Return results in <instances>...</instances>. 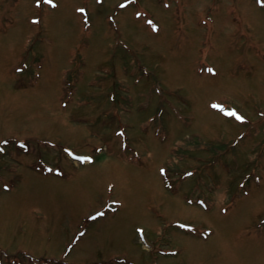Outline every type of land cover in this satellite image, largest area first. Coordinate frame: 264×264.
<instances>
[{"label": "rangeland", "instance_id": "374dc122", "mask_svg": "<svg viewBox=\"0 0 264 264\" xmlns=\"http://www.w3.org/2000/svg\"><path fill=\"white\" fill-rule=\"evenodd\" d=\"M0 264H264V0H0Z\"/></svg>", "mask_w": 264, "mask_h": 264}, {"label": "snow or ice", "instance_id": "6c2138e0", "mask_svg": "<svg viewBox=\"0 0 264 264\" xmlns=\"http://www.w3.org/2000/svg\"><path fill=\"white\" fill-rule=\"evenodd\" d=\"M49 2H51V0H49ZM233 115H235V113H232ZM239 119H243V117H238Z\"/></svg>", "mask_w": 264, "mask_h": 264}]
</instances>
